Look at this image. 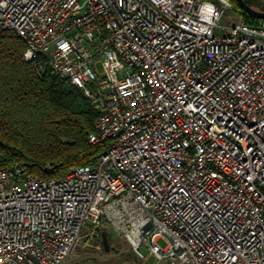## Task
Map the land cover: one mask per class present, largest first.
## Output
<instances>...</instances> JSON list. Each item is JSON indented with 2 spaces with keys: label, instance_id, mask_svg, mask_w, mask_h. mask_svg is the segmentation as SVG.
I'll list each match as a JSON object with an SVG mask.
<instances>
[{
  "label": "built area",
  "instance_id": "2783aa9c",
  "mask_svg": "<svg viewBox=\"0 0 264 264\" xmlns=\"http://www.w3.org/2000/svg\"><path fill=\"white\" fill-rule=\"evenodd\" d=\"M233 2L0 0V33L90 100L105 144L56 179L0 169V264H99L74 260L96 228L138 264H264V20L222 24Z\"/></svg>",
  "mask_w": 264,
  "mask_h": 264
},
{
  "label": "trees",
  "instance_id": "16d2710c",
  "mask_svg": "<svg viewBox=\"0 0 264 264\" xmlns=\"http://www.w3.org/2000/svg\"><path fill=\"white\" fill-rule=\"evenodd\" d=\"M233 11L241 14L234 2ZM23 51L17 35L0 33V169L24 164L27 173L50 180L72 167L92 165L105 149L104 143L87 141L97 110L65 80L38 76L23 62Z\"/></svg>",
  "mask_w": 264,
  "mask_h": 264
},
{
  "label": "rangeland",
  "instance_id": "374dc122",
  "mask_svg": "<svg viewBox=\"0 0 264 264\" xmlns=\"http://www.w3.org/2000/svg\"><path fill=\"white\" fill-rule=\"evenodd\" d=\"M249 1H251L255 6L264 9V7H262V5H264V0ZM239 18L246 21V17L240 16L237 12H225L221 19V23L224 25H231ZM104 241L106 243V249L103 245ZM157 244L161 248L165 246V242L162 239H159ZM96 246H99V249H96ZM140 251L144 255H147V251L144 247H142ZM74 260L75 262L81 263L138 264L128 243L109 228H101L98 231L97 236L91 238L83 236L80 243L75 247ZM143 264L167 263L163 260L156 261L153 257L149 256Z\"/></svg>",
  "mask_w": 264,
  "mask_h": 264
},
{
  "label": "water",
  "instance_id": "95a60500",
  "mask_svg": "<svg viewBox=\"0 0 264 264\" xmlns=\"http://www.w3.org/2000/svg\"><path fill=\"white\" fill-rule=\"evenodd\" d=\"M233 1L239 9H241L244 13H246L250 17L264 20V11H258L253 8H250L245 4L243 0H233ZM96 230L99 231L98 228H96ZM103 245L104 248L106 249L107 247L105 241Z\"/></svg>",
  "mask_w": 264,
  "mask_h": 264
}]
</instances>
